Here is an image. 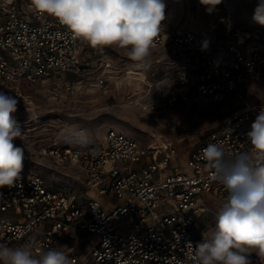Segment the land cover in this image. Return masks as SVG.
<instances>
[{"label": "built area", "instance_id": "built-area-1", "mask_svg": "<svg viewBox=\"0 0 264 264\" xmlns=\"http://www.w3.org/2000/svg\"><path fill=\"white\" fill-rule=\"evenodd\" d=\"M226 6L225 31L214 22L202 31L162 21L153 48H165L170 62L181 64L167 77L168 103L222 101L264 71V29L239 26L234 7ZM118 57L123 65L128 58ZM165 57L151 59L153 74L164 71L157 63ZM93 60L90 44L74 38L56 18L30 10L29 0H0V81L13 95H24L26 110L34 101L23 92L25 83L37 85V91L45 87L48 100L67 96L92 78ZM113 60L101 61L104 69L97 75L96 86L105 91L116 68ZM262 105L264 97L235 109L219 127L200 134L187 154L161 134L141 141L116 128H109L98 146H62L58 139L41 145L42 153L86 172L72 180L28 167L32 149L22 144H33V127L17 120L25 138L14 143L24 148L25 159L21 178L0 188V243L18 246L35 237L40 248L66 245L71 264H189L187 244L200 242L208 229L209 194L227 195L211 179L202 150L209 143L236 153L248 150L247 133ZM86 241L87 251L78 253ZM250 260L264 264L255 253Z\"/></svg>", "mask_w": 264, "mask_h": 264}, {"label": "rangeland", "instance_id": "rangeland-1", "mask_svg": "<svg viewBox=\"0 0 264 264\" xmlns=\"http://www.w3.org/2000/svg\"><path fill=\"white\" fill-rule=\"evenodd\" d=\"M228 1L234 7L233 18L239 26L264 29V26L253 20L257 0H222L211 13L200 0H164L165 13L174 8V15L172 14L170 20L188 23L198 30H206L212 22L218 23V27L224 29L226 26L223 18L227 15ZM90 49L94 55L92 65L97 70H93L95 72L90 74L92 78L81 83L71 94L48 100L45 87H40L37 91L35 89L37 85L25 83L23 92L30 94V98L33 99L32 109H25L24 95H13L11 88L0 81V90L17 97L20 101L18 111L14 114L16 120L33 127L34 140L31 139L33 144H28L29 142L22 144L23 147L32 149L28 167L42 171L50 177L58 175L72 180L75 177L81 179L86 175L80 165L69 160L59 163L52 155L39 151L41 145L50 146L55 139H58L62 146H98L103 143L109 128H116L141 141H147L149 134L155 132L174 139L181 151L187 154L200 134L219 127L235 109L256 103L264 97L263 71L239 85L238 89L225 100L215 102L198 98L189 102L168 103L165 99L167 77L176 73L181 64L170 62V52L164 51L165 48H152L151 56L142 69H136L141 64L128 58L123 65L124 60L118 56L126 55L124 50L91 46ZM162 53L167 57L157 65H163L164 71L160 70L153 74L152 70L157 68L153 66L149 70L151 59ZM109 56L114 58L113 64L116 68L108 76V90L105 91L96 86V80L97 75L104 69L101 67V61ZM58 170L60 172H57ZM209 195L211 199L207 201L208 229L214 226L216 212L224 201L222 196ZM87 242L79 245L78 253L87 251Z\"/></svg>", "mask_w": 264, "mask_h": 264}, {"label": "clouds", "instance_id": "clouds-1", "mask_svg": "<svg viewBox=\"0 0 264 264\" xmlns=\"http://www.w3.org/2000/svg\"><path fill=\"white\" fill-rule=\"evenodd\" d=\"M221 2L200 0L209 13ZM29 8L56 18L74 38L93 48L115 47L131 61L144 64L163 31L166 4L164 0H29ZM253 20L264 26V0H257ZM19 103L0 90V188L14 186L24 166V148L14 143L25 138L14 116ZM247 139L249 149L238 153L221 143H209L202 150L211 179L221 183L227 195L214 226L201 233L200 242L187 244L189 264H251L252 253L264 259V105ZM34 240L18 246L0 243V264H71L66 245L44 249Z\"/></svg>", "mask_w": 264, "mask_h": 264}, {"label": "crops", "instance_id": "crops-1", "mask_svg": "<svg viewBox=\"0 0 264 264\" xmlns=\"http://www.w3.org/2000/svg\"><path fill=\"white\" fill-rule=\"evenodd\" d=\"M170 12V9H169V11L167 12V13H165V18L168 20V21H171V22H176V23H178L177 21H174V20H170V15H168L167 16V14ZM182 23H184V22H182Z\"/></svg>", "mask_w": 264, "mask_h": 264}, {"label": "bare ground", "instance_id": "bare-ground-1", "mask_svg": "<svg viewBox=\"0 0 264 264\" xmlns=\"http://www.w3.org/2000/svg\"><path fill=\"white\" fill-rule=\"evenodd\" d=\"M228 2H229V1H228ZM229 4H230V6L232 5L230 2H229ZM173 9H174V8H171V9H170V12L167 14V16L170 15V17H171V16L173 17V15H174ZM172 14H173V15H172ZM137 103H139V102H137ZM140 103H141V102H140ZM139 107H140V106H139Z\"/></svg>", "mask_w": 264, "mask_h": 264}]
</instances>
